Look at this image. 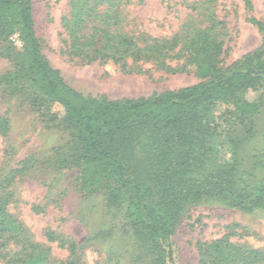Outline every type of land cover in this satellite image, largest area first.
Returning a JSON list of instances; mask_svg holds the SVG:
<instances>
[{"label":"trees","instance_id":"trees-1","mask_svg":"<svg viewBox=\"0 0 264 264\" xmlns=\"http://www.w3.org/2000/svg\"><path fill=\"white\" fill-rule=\"evenodd\" d=\"M132 1L71 0L61 21L67 48L85 53L89 61L108 59L136 73L153 61L169 74L194 73L197 83L139 98L85 96L44 56L33 28V0H0V46L12 45L14 34L21 42L15 65L0 76L1 90L22 96L39 109L41 122L62 126L70 136L69 146L51 156H27L14 168H0V264L83 263L74 237L43 231L48 242L66 251L56 259L11 211L19 203L14 184L36 165L56 173L76 169V184L86 193L102 194L105 207L120 213V230L136 242L148 264H176L170 235L187 206L221 204L264 214V131L256 128L264 105L262 23L251 19L263 34L262 44L222 67L224 27L215 15V0H199L176 32L160 37L130 26L134 19L126 6ZM248 91L258 96L248 100ZM45 103L58 105L63 117L56 122L53 114L40 111ZM234 113L238 124H249L246 140L254 142L245 162L232 141L229 157H221L220 139L230 134L227 119ZM6 129L7 119L0 117V132ZM33 210L43 212L40 205ZM196 248L199 264H264V249L234 243L228 235L197 241Z\"/></svg>","mask_w":264,"mask_h":264},{"label":"rangeland","instance_id":"rangeland-1","mask_svg":"<svg viewBox=\"0 0 264 264\" xmlns=\"http://www.w3.org/2000/svg\"><path fill=\"white\" fill-rule=\"evenodd\" d=\"M203 2V0H201ZM215 0L212 4L216 17L223 22V49L219 65L227 67L244 54L258 48L263 34L251 19L259 20L264 27V0ZM199 0H143L132 1L126 6L131 27L147 34L160 37L170 36L177 31L182 21L192 13L193 5ZM71 0H33L31 16L33 28L42 52L49 64L59 70L65 82L85 96L104 94L109 99L139 98L153 92L178 89L197 83L200 77L194 73L169 74L156 68L153 61L143 63L145 72L136 73L121 69L111 60L89 61L85 53L67 48V33L62 17L68 16ZM0 46V76L13 68L17 61L18 46ZM130 62V59H128ZM256 91H248L245 97L254 100ZM39 109L32 108L22 96H8L0 88V117L7 119L5 133L0 132V168H14L27 156L38 159L51 156L56 149L69 146L68 130L52 123L41 122ZM40 111H48L63 117L62 109L54 103H45ZM221 111V110H219ZM256 122V128L264 131V105ZM237 114L227 119L231 125L228 136H221V157L231 154L230 141L234 150L245 159L250 146L245 133L249 124H238ZM3 151H6L5 155ZM76 169L56 173L36 165L14 184L19 203L11 211L18 216L36 242L50 247L51 256L62 259L66 251L56 243L46 240L43 231L50 228L58 233L72 236L81 245L82 264H148L149 259L136 242L120 230V213L104 205L100 193H86L76 184ZM40 205L43 212L33 210ZM127 225L129 219L123 220ZM111 237L105 238L111 227ZM228 235L234 243L264 249V214L251 213L221 204H198L187 206L184 214L173 229L176 264H199L197 241L210 242Z\"/></svg>","mask_w":264,"mask_h":264},{"label":"built area","instance_id":"built-area-1","mask_svg":"<svg viewBox=\"0 0 264 264\" xmlns=\"http://www.w3.org/2000/svg\"><path fill=\"white\" fill-rule=\"evenodd\" d=\"M12 41L14 42L15 45L17 46H20L21 42L18 38V36L16 34H14L12 37H11Z\"/></svg>","mask_w":264,"mask_h":264}]
</instances>
